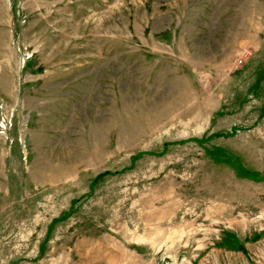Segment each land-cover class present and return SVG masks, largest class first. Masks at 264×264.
Instances as JSON below:
<instances>
[{"label": "rangeland", "instance_id": "obj_1", "mask_svg": "<svg viewBox=\"0 0 264 264\" xmlns=\"http://www.w3.org/2000/svg\"><path fill=\"white\" fill-rule=\"evenodd\" d=\"M0 264H264V0H0Z\"/></svg>", "mask_w": 264, "mask_h": 264}]
</instances>
